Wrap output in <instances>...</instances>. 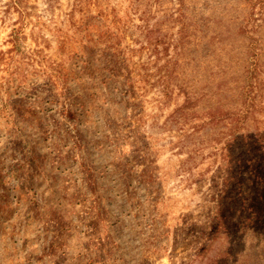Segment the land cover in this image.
<instances>
[{
  "label": "rangeland",
  "instance_id": "1",
  "mask_svg": "<svg viewBox=\"0 0 264 264\" xmlns=\"http://www.w3.org/2000/svg\"><path fill=\"white\" fill-rule=\"evenodd\" d=\"M232 129L258 155L264 0H0V264H264Z\"/></svg>",
  "mask_w": 264,
  "mask_h": 264
},
{
  "label": "trees",
  "instance_id": "2",
  "mask_svg": "<svg viewBox=\"0 0 264 264\" xmlns=\"http://www.w3.org/2000/svg\"><path fill=\"white\" fill-rule=\"evenodd\" d=\"M179 1L182 4V0ZM247 46L248 47H246L245 51L246 55L244 57L246 61L241 66L242 83L240 85H237L242 99L244 97L246 99V95L252 88L253 71L258 74V68L251 71V44H247ZM256 65L257 64H255V67ZM218 84L219 83H217L216 86H219ZM190 99L191 98L187 93L185 103H190ZM227 114L234 117L239 116L238 113L236 114L228 112ZM240 118L244 119V116H241ZM240 126L242 125L240 124ZM246 135H248L246 130L239 131L237 129H232L228 131V134L226 136L225 140L229 141L227 151L230 162L229 170L227 171L228 179L225 186V194L227 195V199L238 201L240 204L239 208L236 210L237 219L245 222L248 225L254 226L264 220V145H258V155L252 153L249 148L246 151L248 157L236 155V149H239L237 148L238 145L243 144L245 148L248 147V145L245 143H239L240 141L246 140ZM233 187H235V193L232 194V192L230 191L233 190ZM260 204H262L263 209H261L262 207L260 208ZM219 220L222 223V229L225 231V233L229 234L230 229L226 216L221 215ZM240 226L243 228V226L246 227L247 225L242 223Z\"/></svg>",
  "mask_w": 264,
  "mask_h": 264
}]
</instances>
